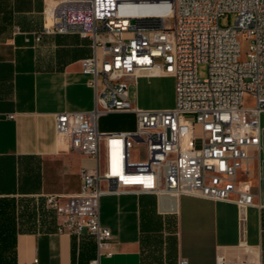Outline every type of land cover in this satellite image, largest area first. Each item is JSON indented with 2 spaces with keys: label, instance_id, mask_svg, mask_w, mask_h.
<instances>
[{
  "label": "built area",
  "instance_id": "built-area-1",
  "mask_svg": "<svg viewBox=\"0 0 264 264\" xmlns=\"http://www.w3.org/2000/svg\"><path fill=\"white\" fill-rule=\"evenodd\" d=\"M235 14L234 25L221 18ZM78 34L92 41L81 60L95 92L92 110L56 114L55 128L72 150L93 158L80 171V190L50 194L58 230L95 236L100 256L112 233L101 224L106 194H182L256 205L251 164L260 161L264 129V0H63L36 34ZM241 38L250 42L242 59ZM206 64L208 76L198 75ZM171 75L176 103L135 105L130 87L140 76ZM254 99L246 105V98ZM134 113L133 131L101 132L108 113ZM140 147L138 160L132 151ZM255 151V154L252 152ZM260 166V163H259ZM32 264H40L35 258ZM177 264H189L180 257ZM216 264H225L218 255Z\"/></svg>",
  "mask_w": 264,
  "mask_h": 264
},
{
  "label": "crops",
  "instance_id": "crops-1",
  "mask_svg": "<svg viewBox=\"0 0 264 264\" xmlns=\"http://www.w3.org/2000/svg\"><path fill=\"white\" fill-rule=\"evenodd\" d=\"M63 0H0V264H90L99 255L95 236L58 230L50 194L80 190V171L93 158L58 136L56 114L89 111L95 104L81 60L92 41L78 34H36L45 12ZM51 2V3H50ZM99 121L101 132L133 131ZM109 116V117H110ZM253 163L256 205L244 212L230 202L182 194H106L101 224L112 238L100 264H264V147ZM260 163V166H259Z\"/></svg>",
  "mask_w": 264,
  "mask_h": 264
},
{
  "label": "rangeland",
  "instance_id": "rangeland-1",
  "mask_svg": "<svg viewBox=\"0 0 264 264\" xmlns=\"http://www.w3.org/2000/svg\"><path fill=\"white\" fill-rule=\"evenodd\" d=\"M51 3V2H50ZM236 20L235 14L225 15L221 18L220 24L222 26L234 25ZM250 42L241 38V51L242 59L247 57ZM198 75L201 79L208 76V67L206 64H199ZM131 100L135 102V105L144 109H168L173 108L176 103V80L173 76L156 75V76H140L136 79V84L132 83L130 87ZM254 99L252 97L246 98V105H253ZM131 113V112H130ZM114 113L104 114L100 117H107L104 121L107 125L113 127L118 123L128 126L133 123L132 114L114 115ZM110 116V117H109ZM99 119V121H100ZM114 132V131H110ZM140 147H135L132 151V160H138L140 154ZM255 154V151L252 152ZM255 161V160H254ZM251 164V170L254 171L253 163Z\"/></svg>",
  "mask_w": 264,
  "mask_h": 264
},
{
  "label": "bare ground",
  "instance_id": "bare-ground-1",
  "mask_svg": "<svg viewBox=\"0 0 264 264\" xmlns=\"http://www.w3.org/2000/svg\"><path fill=\"white\" fill-rule=\"evenodd\" d=\"M57 5H58V2L56 3L55 8L57 7ZM55 8H54L53 11L50 13V15L48 14V12H47V10H46L45 14H46V17H47V22H51L52 15H53V12H54Z\"/></svg>",
  "mask_w": 264,
  "mask_h": 264
},
{
  "label": "water",
  "instance_id": "water-1",
  "mask_svg": "<svg viewBox=\"0 0 264 264\" xmlns=\"http://www.w3.org/2000/svg\"><path fill=\"white\" fill-rule=\"evenodd\" d=\"M262 146L264 147V129H263V136H262Z\"/></svg>",
  "mask_w": 264,
  "mask_h": 264
}]
</instances>
